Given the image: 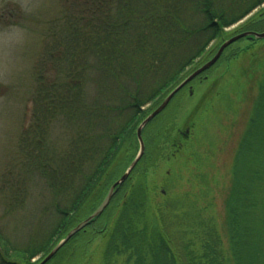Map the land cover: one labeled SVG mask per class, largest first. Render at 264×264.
I'll return each mask as SVG.
<instances>
[{"label":"trees","instance_id":"16d2710c","mask_svg":"<svg viewBox=\"0 0 264 264\" xmlns=\"http://www.w3.org/2000/svg\"><path fill=\"white\" fill-rule=\"evenodd\" d=\"M61 5L60 16L47 32L45 60L35 68L38 85L32 120L19 144L25 172L20 171L10 189L11 201L20 199L19 187L35 172L52 189V200L60 201L70 191V204L63 208L57 202V221L38 246L32 242L23 251L15 250L0 237V264H31L40 253L45 257L86 216L80 213L86 202L89 212L96 210L104 199L101 183L115 155L125 144L137 146L138 125L195 70L186 73L213 41H218L216 52L226 39L259 29L263 16L232 34L225 32L264 5V0H61ZM245 51L232 52L228 60ZM48 71L56 76L46 79ZM200 81L203 77L192 83ZM88 82L96 93V99L89 101L84 93ZM257 92L230 169L224 201L226 248L213 218L198 207V194L203 197L211 182L208 172L197 168L196 191L177 197L174 193L162 206L154 202L147 186V173L154 166L149 155L116 188L100 217L68 245L81 239L79 247L86 246L101 238L103 264L121 259L122 264H264V74ZM148 104L153 108L142 111ZM77 117L85 120L77 124L87 133L77 129L64 150L49 151L51 123H75ZM155 147L162 150V157L163 149ZM192 156L197 166L201 157L195 150ZM94 189L98 194L93 200L99 204L93 209Z\"/></svg>","mask_w":264,"mask_h":264},{"label":"rangeland","instance_id":"374dc122","mask_svg":"<svg viewBox=\"0 0 264 264\" xmlns=\"http://www.w3.org/2000/svg\"><path fill=\"white\" fill-rule=\"evenodd\" d=\"M61 8V0H0V237L15 250L23 251L32 242L35 246L42 243L58 217L55 205L59 200H52V189L40 175L33 172L32 177L24 181L19 187L22 197L18 200L11 201L10 186L15 187L16 177L20 176V171L25 172V158L19 144L32 120L33 96L38 85L35 68L45 60L43 52L49 44L47 32L50 24L60 16ZM259 16H263V25L248 31H264L262 5L241 22L226 29V34H232ZM217 43L213 41L204 56L186 73L209 61L215 54ZM248 44L246 40H239L226 49L212 69L204 77L205 73L201 75L204 81L194 82L182 89L142 133L143 156L149 155L154 160L146 178L154 202L163 206L174 193L177 197L191 190L196 191L198 181L193 176L194 171L208 172L211 182L203 197L198 194V207L213 218L224 248L227 247L224 201L231 182L232 160L253 111L258 94L257 83L264 74V41L241 52L237 59L228 60L232 52L244 49ZM55 76V73L45 72L46 79ZM84 93L88 101L96 99L95 87L89 82ZM151 108L153 104H148L142 111ZM82 119L77 117L75 123L69 124L52 122L46 148L51 146L49 151H62L75 130L81 128V133H87L83 126L78 128L77 123L85 122ZM154 144L163 149L162 157L159 156L162 150L158 151ZM194 150L201 157L197 166L192 156ZM137 151L138 146L133 148L125 144L123 150L117 152L107 172L108 177L101 183L104 197L123 175ZM95 189L90 205L93 209L99 204L93 200V196L95 199L98 194V189ZM102 195L100 197L103 198ZM70 197L71 192L68 191L67 195L61 196L58 205L66 208ZM88 202L80 212L81 215L86 214L84 218L95 211H88ZM177 203L184 204L182 201ZM190 211L194 213V208ZM84 218L78 219L80 222L77 225ZM103 221L99 220L98 225ZM68 243L57 259L47 264H103L99 253L104 243L101 238H95L81 247V239L71 242L73 246L70 248ZM43 257L44 254L40 253L30 263L38 264ZM114 264H122V259Z\"/></svg>","mask_w":264,"mask_h":264},{"label":"water","instance_id":"95a60500","mask_svg":"<svg viewBox=\"0 0 264 264\" xmlns=\"http://www.w3.org/2000/svg\"><path fill=\"white\" fill-rule=\"evenodd\" d=\"M239 40H246L249 44L243 49L247 50L251 46L255 45L259 41H264V31L262 32H253V31H244L239 34H236L229 39L223 41L215 52L214 56L204 63L202 66L197 68L191 74H189L182 82H180L172 91L168 93V95L162 100V102L148 115L143 121L138 125L135 131V138L138 146V151L136 153L135 158L127 167L123 175L111 186L107 195L104 197L102 203L97 207V209L85 220L79 223L76 227L70 230L53 248L52 250L38 263V264H47L76 234L82 231L85 227L94 222L107 208L112 197L115 194L116 188L121 186L130 176L133 169L136 167L140 159L144 154V142L142 139V131L143 129L160 113H162L171 100L177 95L182 89L188 86L191 82H193L197 77L201 76L205 72H207L210 68H212L217 61L221 58L223 52L230 47L232 44ZM189 91H191V87H189Z\"/></svg>","mask_w":264,"mask_h":264}]
</instances>
